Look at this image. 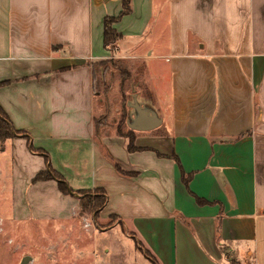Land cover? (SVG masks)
I'll list each match as a JSON object with an SVG mask.
<instances>
[{"label":"crops","instance_id":"crops-1","mask_svg":"<svg viewBox=\"0 0 264 264\" xmlns=\"http://www.w3.org/2000/svg\"><path fill=\"white\" fill-rule=\"evenodd\" d=\"M121 9L0 0V108L23 132L0 144V180L46 156L73 192L103 191L99 264H264V0H130L109 59ZM104 60L143 68L152 102H132L160 123L132 130L140 151L95 127Z\"/></svg>","mask_w":264,"mask_h":264},{"label":"rangeland","instance_id":"rangeland-1","mask_svg":"<svg viewBox=\"0 0 264 264\" xmlns=\"http://www.w3.org/2000/svg\"><path fill=\"white\" fill-rule=\"evenodd\" d=\"M93 72L95 121L117 135L121 113L128 118L132 114L129 104L133 97L139 103L150 97L141 81L143 68L123 60H106L94 65ZM128 120L121 127L123 136ZM43 162L31 161L41 170L24 174L22 181L16 182L15 175L0 180V264H20L26 256L31 258L28 264H99L94 236L105 225L95 220V192L65 194L54 179L37 181L39 174L47 172ZM85 219H93V229L84 228ZM111 223L112 219L107 225Z\"/></svg>","mask_w":264,"mask_h":264},{"label":"trees","instance_id":"trees-1","mask_svg":"<svg viewBox=\"0 0 264 264\" xmlns=\"http://www.w3.org/2000/svg\"><path fill=\"white\" fill-rule=\"evenodd\" d=\"M129 13H130V0H122V9H121L120 14L117 17H115V18H105L104 19V22H103V38H102V44H103V48L104 49H106L108 51H112V48H113L115 42L119 38V36L116 34L114 29L112 28V24L117 22L123 16L129 15ZM105 61L106 60L100 61V62H98L95 65H99L100 66L103 63H105ZM92 72H93V67H92ZM93 75H94V72H93ZM145 102L146 103L152 102V95L151 94H150L149 99L146 100ZM121 114H122V122H121L119 128H117V136L127 139V141H128L127 150L129 152L142 150V149L136 148L134 146L135 135H134V132L132 130L127 128V125H126V128H127L126 134L127 135H124V136L122 135L121 127L124 126L125 120L129 119V118H128V115L125 112H122ZM95 127H97V128L101 127L100 123L95 121ZM22 133L23 132H18V131L13 130V128L11 127V124H10L7 116L5 115V113L0 108V144L3 143L5 140L11 139L14 136L22 134ZM31 151H34V150L31 149ZM36 153H40V152L36 151ZM43 159L45 161V164L47 165V172L48 173L47 172L46 173L42 172L41 174H39L37 176V179H36L37 181L38 180H42V179L43 180L44 179H54V180L57 181L59 189L61 190L62 193H65V194L77 193L78 195H81L80 193H83L85 195L89 194V192H85V191L73 192L70 188H68V186L66 185V183L64 182L62 177L59 174H57L56 172H54L51 169L50 165L47 164L48 158L46 156H43ZM114 167H115V170L121 175L133 176V174L122 172L116 164L114 165ZM90 192H95L94 193L95 199H94L93 212H94L95 219H97L100 211L102 210V208H103V206H104V204L106 202V198H105L104 192L101 191V190H93V191H90ZM198 203H201V201H198ZM145 257L148 258L153 264H155L154 259L146 252H145Z\"/></svg>","mask_w":264,"mask_h":264},{"label":"water","instance_id":"water-1","mask_svg":"<svg viewBox=\"0 0 264 264\" xmlns=\"http://www.w3.org/2000/svg\"><path fill=\"white\" fill-rule=\"evenodd\" d=\"M130 107H132L135 110V114L133 116L132 121L127 124V127L130 130L149 131V130H153L158 127L160 122L157 119L155 113L151 109L146 108V107L144 108L143 106L136 103L135 100H133L132 104H130ZM145 115H150L148 122H144V120H146L144 118ZM30 261H31V258L26 256L22 258L20 264H28Z\"/></svg>","mask_w":264,"mask_h":264},{"label":"built area","instance_id":"built-area-1","mask_svg":"<svg viewBox=\"0 0 264 264\" xmlns=\"http://www.w3.org/2000/svg\"><path fill=\"white\" fill-rule=\"evenodd\" d=\"M115 52H116V48L115 47H113L112 48V55H110V57H109V59H114V58H116V56H115ZM83 226H84V228H86V229H93L94 228V223H93V219H88V220H83Z\"/></svg>","mask_w":264,"mask_h":264}]
</instances>
